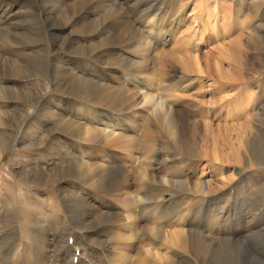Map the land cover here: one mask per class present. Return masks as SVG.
<instances>
[{
	"label": "rangeland",
	"instance_id": "obj_1",
	"mask_svg": "<svg viewBox=\"0 0 264 264\" xmlns=\"http://www.w3.org/2000/svg\"><path fill=\"white\" fill-rule=\"evenodd\" d=\"M127 1L131 2L103 0L102 4L89 7L86 18L73 27L77 30L86 21L99 26L102 33L99 39L82 41L79 43L82 47L95 48L96 44H101L104 47L101 49H105V41L112 33L130 30L132 26L137 27L152 46L151 51L146 52L143 50L146 47L141 48L136 43V51H132L135 50L132 45L119 52V55L133 59L135 64H121L116 54L105 53L100 61L115 64L117 72L109 73L99 66L96 68L95 63L87 65L91 75L99 77L96 79L99 83L125 89V100L117 107L120 108L118 115H122L121 124L127 128L124 136L137 141L136 150L131 152L121 150L124 144L120 142L102 144L105 148L99 147L100 151L88 148L85 159L113 171H122L125 177L116 182L111 180L101 186L95 185L98 191L89 184L80 185L81 191L77 186L72 189L73 193H80L90 204L98 207L100 212L109 214L110 222L101 235L86 240L83 237L85 232L76 228L61 192L31 185L22 179L20 172L23 170L31 167L58 169L66 165L65 158L52 148L32 145L33 141L44 139L48 132L47 125L37 120L32 121L35 124L32 125V138L22 142L29 125L23 120H9L10 114L21 109L19 104L0 101V122L3 124L0 125V137L6 136L7 139L13 135L7 149L0 152V264L8 257H11V264L17 261L30 264L28 253H32L38 264H80L82 259V264H114L118 253L131 257L129 264H142L138 259L147 261L148 253L152 251L174 261L180 260L181 257L165 243L166 240L156 242L150 238L147 229L153 227H161L164 231L197 230L212 237L240 241L253 259L264 263V162L253 160L248 146V141L256 133L264 134V65L261 63L264 56L252 40L255 37L264 38V0ZM135 3L136 14H133L131 6ZM206 3L210 7L208 10L212 11L210 24L204 19L206 15H202L207 11ZM114 4L122 9L115 10ZM225 8L232 11V21H226ZM144 21H149L151 28L146 26L148 24L143 25ZM56 22L37 20L36 26L42 27L45 34L40 38L38 48L28 50L26 54L38 57L49 53L52 63H65L81 76L83 70L69 59L72 48L62 54L51 47L53 41L47 37L45 30ZM147 29L152 37L145 32ZM60 32L56 29V33ZM235 39H240L242 45L237 53L230 51L229 46ZM217 46L225 47L226 52L222 48L216 50ZM195 55L198 56L200 70L196 67L183 70L179 61L187 59L184 63L190 65L189 57ZM18 56L5 51L0 40V58L18 61ZM238 68L245 81L233 80ZM133 76L140 82L149 83V86L142 89L140 85L143 83L136 81L134 84ZM9 86L13 87L15 83L10 82ZM48 89L46 82L33 80L25 82L20 88L31 95L45 91L52 98L55 94ZM142 90L154 95L158 106L151 109L154 111L148 113L141 109L143 102L139 93ZM39 102L43 104L45 98ZM60 105L66 109L69 103L64 100ZM75 106L76 112H63L64 116L74 114L77 120L83 119L84 124L92 127L99 125L91 124V116L95 118L109 112L105 106L98 104ZM26 109L29 113L34 111L33 107L26 106ZM112 113L117 115L114 111ZM13 183H20L23 191ZM128 195L136 198L137 239L132 238L128 230ZM25 210H34L31 218L23 216ZM167 213H179L189 219L174 218L167 223ZM32 218L39 220L29 223L28 219ZM102 239H106L109 248ZM37 240L38 243H34ZM66 244H74L72 247L79 250V256L57 258L56 253L64 250ZM16 245L19 250L14 249ZM76 257L78 260L75 261ZM149 260L152 264H162L152 258Z\"/></svg>",
	"mask_w": 264,
	"mask_h": 264
},
{
	"label": "bare ground",
	"instance_id": "obj_2",
	"mask_svg": "<svg viewBox=\"0 0 264 264\" xmlns=\"http://www.w3.org/2000/svg\"><path fill=\"white\" fill-rule=\"evenodd\" d=\"M130 2L131 1L126 0L127 4H129ZM102 3L103 0H0V40L5 48V51H9L11 53H17L19 55L18 61H13V59L12 60L5 59L4 57L0 58V101L1 102L3 101L4 103H8V104L9 103H16L17 105L19 104L18 106H20L21 111L18 110L15 111L12 115L10 114L9 120L14 122H19V120H23L29 125L30 130H28L29 129L28 128L27 130L24 131L22 142H25L28 139L32 138V132L34 131L32 129L33 128L32 125L34 124V122L32 123L33 120H37L39 123H42L43 125H47L48 132L46 131L47 135L45 136V138L42 140L40 139L41 141L38 140L33 141L32 145L35 147L37 146V147L52 148L57 152V154L63 155L66 164L58 169L55 168L43 169V168L31 167L30 169L23 170L22 172H20V176H22V179H25V181L27 183H30L31 185H35L38 187H46L48 189L52 188L54 190H58L59 192H61V194L64 196L63 198H64L65 206L67 210L70 211V214L72 216L76 228L81 232H85L83 237L86 240L87 239L92 240L94 237L101 235L102 231L107 228L106 226L107 223L110 222L109 220L110 215L100 212V209L98 207H95L94 205L90 204L86 199L80 196V193L79 195L73 193L72 189L74 188V186H77L80 187V191H81L82 187L80 185L89 184L90 186L94 187V190L98 191L95 185L101 186L111 180L116 182L117 180L119 179L122 180L125 177L122 171H115V170L113 171L98 162L91 163L89 160L85 159L87 156V149L94 148L96 151H100L99 147L105 148L102 146V144H106L108 142H115V143L120 142L124 144L122 145L123 147H120L121 150H125L126 152H131L133 150H136V142H137L136 138L124 136L123 133H127V128H125L126 126L123 127L121 124L122 120L120 116L122 115L120 113H119L120 115H118L120 108L117 107H120L122 105L125 89L123 90L119 88H112L110 86L99 83V80H96L99 77L96 75H91L90 69L87 65H90L91 63L92 64L95 63L94 67L96 66V68L99 66L103 70H106L109 73L117 72L118 68H116L115 64L114 65L109 63L104 64L100 61V59L104 58L103 55L105 53H108L110 51L116 54L119 57L118 59L120 60V63L122 62L121 64L125 63L126 65H128L131 63L135 64L136 62L133 61V59L130 60L124 57L123 55H119V52H121V50H124L125 46L129 47L133 45V47L135 46V50L132 49V51H136V43H138L141 46V48L146 47V49H143L146 52L151 51V47H152L151 43L149 42L150 40L147 41L144 34H142L140 30L135 26H132L130 30L127 29L124 30L123 32L112 33L105 41V45H104L105 49H101L103 47V45L101 44L100 45L96 44L95 48L84 47V46L82 47L81 45H79V43L82 41L86 42L94 39L98 40L100 35L102 34L100 33V29L98 28L99 26L97 25L98 26L97 27L91 21H86L84 25L80 24L81 26L77 28V30H74L73 28L74 26H77V23H79L81 19L86 18V14L89 7ZM142 6L146 7L147 4H143ZM142 6H140L139 9ZM113 7L115 8V10L118 8L119 10L122 9L120 5L114 4ZM131 7H132L131 11L133 12V14H136V7H137L136 3ZM208 8L210 7L208 3H206L207 11L205 14L202 15L204 16L206 15V18L204 19L205 21H208L210 24L212 11L208 10ZM154 10L155 9H153V11ZM224 13L226 17L228 16L226 21H232V14H233L232 11L230 9L225 8ZM124 14L125 11L123 10L122 15L125 17ZM148 15L149 13H147V17ZM207 15H208V20H207ZM38 19L39 20L45 19V21L47 20V22L59 21L58 23L56 22L55 25H50V27L48 28L45 27L46 28L45 32L47 37H49V39L53 41L51 44L52 46L51 45L50 46L53 48V50H56V52L60 51L62 54L69 52V49L72 48L71 49L72 51L69 52L70 56L72 57L71 58L69 56L70 62L76 64L77 66H80V68L83 70L82 72L83 75L81 76L76 75V73L73 71V68H70L68 65L67 66L64 65L65 63L64 64L62 63L61 65L60 64L56 65L55 63H52L53 62L51 58L52 56L49 57V53H46L45 55L43 54V56H38V57L27 56L26 52L28 50H34L38 48V46L40 45V38L43 36V34H45L44 29L42 27L36 26ZM179 21H181V19ZM142 24L143 25L148 24L146 26L150 27L149 21H144V23ZM230 28H231V23L229 24V29ZM56 29H59L62 32H60V34L56 33ZM135 30H136V34H135ZM145 32L149 34V37L153 36L150 30ZM252 40L255 47L258 48V52H261L264 56V38L255 37V39ZM240 41H241L240 39L233 40L229 44L231 48L230 51L234 50L237 53L240 50L239 48L242 47ZM121 47L123 48L121 49ZM220 49L223 50V52L224 51L226 52L225 47H218V46L216 47V50L220 51ZM140 54H141V50H140ZM73 57H75L76 59H74ZM189 61H190V65L184 63L187 62V59L179 61V65L182 66L183 70L186 69V71L191 68L193 69L194 67H196L197 70H200L198 67L199 66L198 56L195 55L192 58L189 57ZM98 62H101L102 64H98ZM261 63L262 65H264V58H262ZM239 70L240 68H238L234 73L233 80L237 82L245 81ZM134 74L136 73L134 72ZM132 78L135 79L132 80L134 81V84H136V81L138 80H136L135 76H133ZM32 80L37 82L38 81L46 82L49 85L48 90H50L51 94L54 93L55 95L52 98H50L49 93L48 92L45 93V91L43 93H39L35 95L26 94L22 92L20 90L21 86L25 82ZM10 82H14L16 88L15 86L13 87L9 86ZM148 84L149 83H143V85H140V87L143 86L142 89L143 88L146 89V86ZM110 90L112 91L109 92ZM139 94L141 95V100L143 102L142 104L143 106L141 109H143L144 111H148L149 113V111L154 106L155 107L157 106L154 95L147 94V92H145L144 90L140 91ZM43 97L45 98V102L41 104L39 101ZM59 100L60 102H58ZM64 100H66L69 103V106L66 109L63 108L64 106L60 105L61 101L63 102ZM48 101L50 105L49 104L47 105ZM129 103H131V100L130 102L128 101V104ZM77 104L86 105L88 107H90V105L95 106L96 104L103 105L106 107V109L109 112L102 113L101 116L97 115L99 117L97 116L95 118H93V116L90 117L89 120L92 121L91 124L99 125L96 126L97 127L96 128V127H92L89 124H84L83 119L77 120V117H75L74 114H71L69 116H64L66 112H70V113L76 112L75 105ZM26 106L33 107L34 111L32 113L27 112ZM23 108H25V110ZM57 109L61 111H57ZM112 111L117 113V115L112 113ZM89 115L92 114L89 113ZM72 116H74L75 118ZM262 122H264V118ZM0 125L3 124L0 122ZM38 135L41 136L40 134ZM12 137L13 135L7 137V139L6 136L0 137V152H2V150L4 151L5 149H7L9 143L12 141ZM37 138L40 137L37 136ZM248 146H250V154L252 156V159L255 160L257 163H263L264 134L256 133L252 138V140L248 141ZM105 160L106 159H104V161ZM13 184L16 188L20 189L21 192L23 191L22 186H20V183L17 184L13 183ZM201 192L203 191H200V193ZM21 195H22L21 198H24L23 197L24 194ZM135 206H136V198L132 197L131 195H128V200L126 201V211H128L129 213H127L126 217L129 220L128 230L131 232L130 236H132V238L136 237L135 234L138 232L136 230L137 224L135 220L136 219ZM21 208L22 209L24 208V204L23 206H21ZM90 212H92V214H90ZM32 213H34V210L31 211L25 210L23 211V216L27 215L29 218H31L30 216H32L31 215ZM153 215L155 216V214ZM159 215L157 214L156 216L162 220V218H160L161 215L160 216ZM166 216L168 218L166 220L167 223L172 221V219L174 218L176 219L184 218V220L189 219L188 216L184 217L179 215V213H174V214L167 213L165 214V218ZM34 218L36 217L34 216ZM34 218L28 219V222L34 223L39 220L38 219L37 221H35ZM108 230L109 229H107V231ZM147 233H149L150 238H152V240L156 242L158 241L165 242L166 240L165 243L169 244L172 250H176L177 253L176 255L178 257H181L179 258L180 260L174 261L173 259L163 254H159V253L157 254L154 253L153 251L149 252L148 258L149 259L152 258L153 261H156L157 263L161 262L162 264H264L263 262H259L253 259L251 255H249L245 245H242L240 241H231L218 237H212V235L211 236L207 235L201 231L197 232V230L193 231L189 229L188 230L174 229L173 231H164L161 227H153V228H148ZM120 238H118V240H121ZM137 238L138 237H136L135 239ZM105 240L106 239L103 240L104 241L103 243L106 244V246L108 247V242ZM34 243H38V240L37 242ZM73 245L74 244L67 246L66 244V248L64 250L58 251L56 253L57 258L60 259H64V257L74 258L79 250L74 249V247H72ZM16 248L18 249V245H16L14 249ZM130 258L131 257H128V255L126 256V254L124 253H118V257H116L115 260L113 259L112 260L114 264H129ZM28 259L31 262L30 264L39 263L35 261V258L32 255V253H28ZM40 259L42 260L43 258ZM149 259L146 261V260H141L139 258L138 260L142 264H152ZM43 260H45V258ZM82 262H84L83 259L81 260L80 264H82ZM11 263H12L11 257L10 258L8 257L7 259H5V262L3 264H11ZM98 263L101 264L102 262H98ZM16 264H22V263H19L17 261Z\"/></svg>",
	"mask_w": 264,
	"mask_h": 264
}]
</instances>
